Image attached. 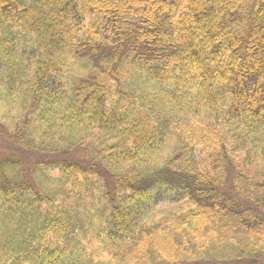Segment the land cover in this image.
Returning <instances> with one entry per match:
<instances>
[{
	"label": "trees",
	"instance_id": "16d2710c",
	"mask_svg": "<svg viewBox=\"0 0 264 264\" xmlns=\"http://www.w3.org/2000/svg\"><path fill=\"white\" fill-rule=\"evenodd\" d=\"M0 93L18 111L0 124V220L17 247L0 264L80 261L89 223L94 259L260 252L264 0H0ZM205 151L231 181L204 174ZM172 194L183 214L140 224Z\"/></svg>",
	"mask_w": 264,
	"mask_h": 264
},
{
	"label": "rangeland",
	"instance_id": "374dc122",
	"mask_svg": "<svg viewBox=\"0 0 264 264\" xmlns=\"http://www.w3.org/2000/svg\"><path fill=\"white\" fill-rule=\"evenodd\" d=\"M5 96L0 93V124L9 131L12 130V128H15L16 124V118L18 116V111L13 105L8 104L4 100ZM166 151H164V154L171 149V145L166 146ZM162 156V153L160 154ZM260 160L262 161V165L264 167V153H261ZM199 160L197 161V165L200 164V169L204 172V174L210 175V179L216 180L222 182L224 181H231L230 175H227V179H225L224 172L221 170L222 166V158L224 159L221 154H213L212 152H203L200 153L197 157ZM198 168V167H197ZM27 172L25 171V173ZM33 179H35V175L37 174L38 182L48 183L51 180L46 179L47 178V172L43 169L42 171H39L37 173L33 172L31 173ZM26 177V176H25ZM46 179V180H45ZM36 180V179H35ZM54 182V181H51ZM44 192L52 199L57 197L60 194L59 189L56 187L54 183H48L47 185H44ZM246 191H248L246 189ZM159 195V194H158ZM22 199L27 202L23 203L25 206L28 204L29 200L24 195L22 196ZM251 200V198L249 199ZM159 201L156 203L155 207L150 210L151 214L150 216H147L146 223H140L141 225L153 226L157 225L160 218L170 215V214H183L184 211L188 208L181 202V195L180 194H172L168 195V199H162L156 200ZM252 202L255 204L256 207H258L260 210L264 211V192L262 191L255 199L252 200ZM202 211V210H201ZM200 211V212H201ZM196 208L193 207L191 209V213H196ZM25 214V213H24ZM23 214V215H24ZM22 216V215H21ZM20 216V217H21ZM262 218L264 217L263 213L260 215ZM264 220V218H263ZM89 232L88 227L85 229L77 228V232L74 233L75 237H77L81 242H76L77 246L79 247L78 254H80V261H77L74 257L71 259L70 264H167L164 261H162L161 258H158L156 255L149 254L146 255L143 259H141L139 262L132 259L127 260L126 258L124 260L117 258V255L112 254L110 251H105L102 254L104 256H96L94 259L91 256V249L93 247V232L95 229H97V226L94 224L89 223ZM8 225H5L1 223L0 220V246L8 247L10 248V251L12 249L17 248L15 244H12L13 241V232L14 229H11L8 234H6V230H8ZM72 228V232H73ZM4 236V237H3ZM8 240V241H7ZM181 240L179 237L178 243L180 244L179 247H177L180 251H190L192 248V245H195V242L193 241H186ZM74 242V240L72 241ZM260 252L255 256L256 258H247L237 255L235 258L232 257L236 251L231 249V244H224V246H212L209 250V253L207 255V260H205L204 263L206 264H219L221 261H229L234 264H264V240L260 243ZM179 253V252H178ZM11 253L8 254L7 257H9ZM2 257V256H1ZM0 257V258H1ZM116 257V258H115ZM188 255H182L180 261H173L174 264H195L196 261H188ZM203 264V260L201 261Z\"/></svg>",
	"mask_w": 264,
	"mask_h": 264
}]
</instances>
